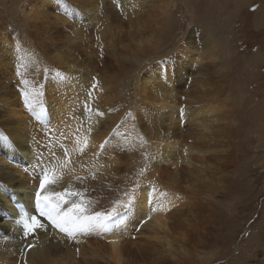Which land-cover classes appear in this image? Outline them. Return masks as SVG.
Here are the masks:
<instances>
[{
    "label": "rangeland",
    "instance_id": "rangeland-1",
    "mask_svg": "<svg viewBox=\"0 0 264 264\" xmlns=\"http://www.w3.org/2000/svg\"><path fill=\"white\" fill-rule=\"evenodd\" d=\"M143 1L150 0H139ZM78 3L79 0H52L41 5L37 0H0V32L22 40L21 47L32 54L37 53L36 49L41 55L48 53L42 48L48 49L50 54L59 50L54 61L47 59L43 63L42 75L33 77L29 86L36 88L41 80L56 73L53 68L63 63L78 67L95 65L108 76L110 88L104 98L112 104V115L131 118L147 133L146 138L159 131L195 135L194 143L208 147L209 152L203 161L205 164L182 166L197 168L192 170L194 175L189 176L195 181L192 186L187 179L179 185L181 200L171 209L173 219L182 223L173 228L178 234L174 236L182 240L185 235L183 238L188 245L185 254L179 255L182 243L174 242L178 258L171 256L170 261L173 264H264V239L260 238L259 245H254L253 238L259 233L258 226L264 216V0H173L169 7L156 2L137 3L134 12L128 7L123 10L121 2H113L109 13L100 17L102 21L96 19L81 27L67 12ZM110 4L108 2L107 6ZM34 9L40 10L43 17L34 19ZM105 25L111 29V35H101L106 33ZM131 27L138 31L134 32ZM140 35H155L152 46L140 50L136 46ZM184 47L192 50L195 58L186 54L180 59ZM41 55L32 62L17 56L25 65L21 72L16 71L22 73L18 78L29 76L34 65L44 59ZM2 57L9 62L15 60L0 49ZM192 58L201 61L200 65L191 63ZM155 65H161L165 75L171 69L172 84L164 86L163 90L172 92L178 100L194 96L195 91L196 96L203 99L197 101H218L217 111L219 105L222 111L207 116L210 128L205 134L198 124L190 122L183 123L181 128L175 124L168 129L156 117V107L139 100L142 93L138 84ZM201 85L211 92H208L210 89L202 91ZM3 86L0 81V100L7 96ZM12 89H16L15 84ZM38 91L42 95H37L36 99L42 101L44 92ZM153 98L154 94L147 92V99ZM50 122L53 124L57 119ZM117 133L120 142L128 139L126 134L121 136L120 126ZM145 147L116 148L120 160L116 171L133 168L134 165H127L128 161L134 162L142 156L128 158V155L141 153V148L147 152ZM122 154H125L123 158ZM169 170L163 169L166 173ZM179 177L183 179L182 175ZM156 247L161 249L160 244ZM252 249L253 254H249ZM157 258L146 255L144 264H161ZM82 262L89 264L91 259Z\"/></svg>",
    "mask_w": 264,
    "mask_h": 264
},
{
    "label": "bare ground",
    "instance_id": "bare-ground-1",
    "mask_svg": "<svg viewBox=\"0 0 264 264\" xmlns=\"http://www.w3.org/2000/svg\"><path fill=\"white\" fill-rule=\"evenodd\" d=\"M50 1L52 0H37L38 4L41 5ZM162 1L79 0L78 5L74 9L69 8L67 12L69 18L73 22L76 21L75 24L81 27L82 25L93 23L96 19L102 21L100 17L109 13L108 9L113 5V2H121L123 10H127L124 7H128L129 11L134 12V8L138 6H135L137 3H162ZM172 1L166 0L162 4L169 7ZM108 2H111V4L107 6ZM34 10V19L43 17L40 10ZM62 14L64 16V12ZM98 21L97 24H99ZM100 25L103 26V24ZM105 29L106 33L102 32L101 35H111V29L108 26ZM135 30L134 32L138 31ZM138 37V44H135L140 50H144L146 49L145 46H152L155 35H140ZM139 43L144 46L141 47ZM187 43L190 46L192 45V42ZM22 45V40L9 36L5 31L0 32L1 51L15 59L9 62L5 57L0 58V81L3 82V89L7 94L6 99L0 100V264H18L21 259L17 251L20 243L15 231V219H18L19 212L13 206V202L19 199L31 211L34 205L35 192L39 188V171L33 168L36 163V156L42 152L44 157L47 158L51 151L59 153V145L61 143L71 147L69 141L65 140L61 133L71 135V132L79 126L80 122H83L85 128H87L89 123H93V131L90 137L92 145L98 146L106 139L110 140V143L105 146L104 150H100L98 147L90 148L88 154L82 158L84 162L89 163V166L85 169L77 167V173L82 176H88L89 172L96 171V168L103 164L105 167L99 169L103 175H99L97 180L89 179L84 183L74 181L69 177L63 184L58 185L55 190L63 191L71 183L70 190L84 192L86 198L99 200L104 207L109 205V201L114 196H122V191H128L130 195L135 196L136 204L119 224L113 226L112 231L118 233V235L94 232L79 236L78 239L81 243L76 245L74 242L66 240L55 229L48 231L47 235L40 233L38 241H31L37 243V248L28 255V264H75L78 261L82 264L85 259H91L89 264H144L146 255L147 258H151L153 255L158 256V262L161 264H173L170 261V257L172 256L176 259V257L178 258L177 254H185L184 251H186L188 244L183 238L185 235L182 240L174 236L177 231L173 228L182 226V223L173 219L171 209L178 200H181L180 198L177 199V196L180 197L178 195V193L180 194L179 185L186 179L190 184L195 182L189 176L194 175L192 170H197V168H194L195 165L199 162L205 164L203 161L209 152L208 147L196 145L193 141L196 138L195 135H186L183 132L168 130L167 133L159 131L157 135L154 134L151 137L152 133L147 139V133L140 129L138 124H134L131 118L112 115V112H114L112 104L104 98L106 90L110 88L107 80L108 76L95 65L78 67L67 62L57 68H53L56 71L54 73L56 75H49L46 80H41V83L36 86L38 90L44 92V99L42 101H37L36 99L34 111H30L25 105L24 97L20 96L25 86L18 83L22 79L18 78L19 76L14 73L16 71L21 72L25 66L21 64L19 57L22 59L27 58V60L32 62L35 59H39L41 54L36 48L34 50L37 53L32 54L25 47L22 48ZM42 50L48 51V53L41 55L44 59L38 62V65H34L36 67L31 72L33 73L32 75L31 73L29 76L25 75V79L29 81V84L33 77L42 75V65L47 59L54 61L59 55V50L52 54L46 48H42ZM180 54V59H184L186 54H190L191 57L195 58L193 51L186 47L182 48ZM194 58L189 61L194 63V65H200L201 61ZM212 62L215 63V61ZM43 68H46V65ZM171 72V69H169V73L165 75L161 65L152 67L147 72V76L142 78L138 84L142 93L139 100H144L155 106L156 117L165 123L168 129L174 127L175 124H178V127L181 128L183 123L190 122L198 124L197 126L205 134L210 128L207 124V116L219 114L222 111V107L219 105V111H217V105L215 104L218 101L216 99H214L215 103L199 101L202 96H196L197 92L195 91V94L193 93L194 96L192 94L187 97L184 96L187 98L186 100L179 97L178 100L172 92L164 91V86L172 84ZM96 73L99 75H96ZM93 77L99 80V89H102V91L98 89L93 93L97 97L94 107H98L105 115L97 117L93 113V119L89 121L87 119L88 114L83 111L82 101L86 99V92L91 86ZM13 81L15 82L13 83ZM12 84L16 85V89H12ZM201 86L203 87V85ZM199 88L201 87L199 86ZM201 89L203 91L204 87ZM147 92L154 94L152 100L147 99ZM208 92H211V89ZM213 93L212 95L210 93L207 94L214 96L215 94L213 95ZM12 99L15 100L11 101ZM197 99L199 100L197 101ZM181 109H183V113H181ZM56 119L57 122L53 124L50 122ZM120 121H122L121 124H119ZM117 126L121 127V136L122 134L127 135L128 139L125 142H120L117 132L112 134V129ZM116 138L119 140V144L116 143ZM141 144L143 146L146 145L147 152H145L144 148H141V153L128 155V158H132L135 155L142 156L134 162L133 160L128 161L127 165L132 164L134 167L122 172L116 171L120 166L117 163L120 160L116 148L130 149L135 145L139 147ZM203 145L206 144L203 142ZM185 150H187V155H185ZM93 152L101 153L96 160L95 168L91 166L90 162ZM124 156L125 154H122V158ZM184 164H187L188 167H194L192 169L187 168L186 165V167H182ZM141 168L147 170L143 177L139 176ZM164 168H170L169 172H164ZM124 172H127V174ZM179 175L183 176L182 180H180ZM123 179L125 180L123 181ZM149 181L155 184L157 188L155 193L150 192ZM193 187L194 189L196 188L195 185ZM133 188L135 189L134 192L132 191ZM86 189H91V191H85ZM163 193H167V196H164ZM69 199L78 200L80 198L70 197ZM149 199H152L154 204L156 202L163 203L165 208L154 213L153 220L149 221L146 226H142L140 224L141 219L148 214L149 208L153 206L148 203ZM5 217L13 219L5 220ZM258 230L260 231L256 234L257 236L254 235L253 237L254 245H259L260 238L264 239V216L261 220V226H258ZM113 239H118L119 244L114 246L108 243L109 240ZM174 242L177 245L182 243V247H179L177 254L175 253L176 251L174 252ZM157 244L161 245V249L156 247ZM165 246L166 248H164ZM77 247L80 248L79 256L76 253ZM246 251L245 249V254ZM252 251L254 250H250L249 254H253Z\"/></svg>",
    "mask_w": 264,
    "mask_h": 264
},
{
    "label": "snow or ice",
    "instance_id": "snow-or-ice-1",
    "mask_svg": "<svg viewBox=\"0 0 264 264\" xmlns=\"http://www.w3.org/2000/svg\"><path fill=\"white\" fill-rule=\"evenodd\" d=\"M96 39L100 41L99 36ZM101 52H103V45H101ZM16 74L22 75L20 72ZM18 83L25 86L22 95L26 107L30 111H34L36 97L42 93L35 87H30L27 79H22ZM99 85V80L93 77L91 86L86 92V99L82 101L83 111L88 114L87 119L89 121H92L93 113L97 117L105 115L98 107H94L97 97L93 93L99 89ZM99 90L102 91V89ZM181 113H183V109H181ZM118 127L112 129V134L118 131ZM92 131L93 123H89L85 128L83 122H80L79 126L71 132V135L61 133L65 140L69 141L71 147L61 143L59 153L51 151L47 158L42 152L36 156V163L33 168L39 171V188L35 192L34 205L31 211L21 208L18 219H15L16 237L20 243L17 251L21 257L18 264H28V255L37 248V243L31 241H38L40 233L47 235L51 229L57 230L66 240L72 241L76 245L81 243L78 239L79 236L94 232L118 235L112 231L113 226L119 224L135 206L136 198L134 195H130L128 191H122V196H114L109 201V205L104 207L99 200L86 198L84 192L70 190L71 183L63 191L55 190L69 177L74 181L84 183L89 179L97 180L99 175H103L99 170L105 167L103 164L99 165L96 171L89 172L88 176L77 173V167L85 169L89 166V163L84 162L82 158L88 154L90 148L98 147L100 150H104L105 146L110 143V140L106 139L98 146L92 145L90 143ZM100 155V152L92 153L90 158L92 167H96V160ZM185 155H187V150H185ZM146 171L145 168H141L139 176L143 177ZM149 185L150 192L155 193L157 191L155 184L149 181ZM85 191H91V189ZM132 191L134 192L135 189L133 188ZM163 195L167 196V193H163ZM70 197H79L80 199L70 200ZM177 199H179L178 196ZM148 203L153 206L149 208L148 214L141 219L140 224L142 226H146L149 221L153 220L154 213L165 208L163 203L156 202L154 204L152 199H149ZM108 243L115 246L119 244V240H109ZM76 253L79 255V247L76 248Z\"/></svg>",
    "mask_w": 264,
    "mask_h": 264
}]
</instances>
